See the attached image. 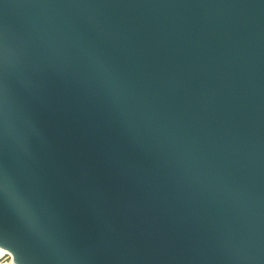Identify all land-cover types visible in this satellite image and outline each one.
<instances>
[{
  "label": "water",
  "instance_id": "obj_1",
  "mask_svg": "<svg viewBox=\"0 0 264 264\" xmlns=\"http://www.w3.org/2000/svg\"><path fill=\"white\" fill-rule=\"evenodd\" d=\"M7 264H264V0H0Z\"/></svg>",
  "mask_w": 264,
  "mask_h": 264
},
{
  "label": "bare ground",
  "instance_id": "obj_2",
  "mask_svg": "<svg viewBox=\"0 0 264 264\" xmlns=\"http://www.w3.org/2000/svg\"><path fill=\"white\" fill-rule=\"evenodd\" d=\"M0 264H7V263L5 262V260L1 257V255H0Z\"/></svg>",
  "mask_w": 264,
  "mask_h": 264
}]
</instances>
